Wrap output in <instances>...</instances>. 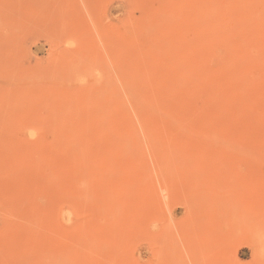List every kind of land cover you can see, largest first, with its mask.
<instances>
[{"label":"rangeland","instance_id":"1","mask_svg":"<svg viewBox=\"0 0 264 264\" xmlns=\"http://www.w3.org/2000/svg\"><path fill=\"white\" fill-rule=\"evenodd\" d=\"M0 264H264V0H0Z\"/></svg>","mask_w":264,"mask_h":264}]
</instances>
